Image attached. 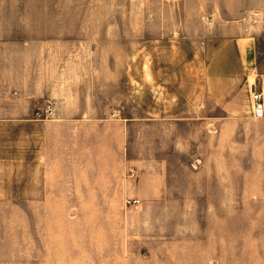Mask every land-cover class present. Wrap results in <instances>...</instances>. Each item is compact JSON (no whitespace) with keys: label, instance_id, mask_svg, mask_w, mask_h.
Segmentation results:
<instances>
[{"label":"crops","instance_id":"0c3cea01","mask_svg":"<svg viewBox=\"0 0 264 264\" xmlns=\"http://www.w3.org/2000/svg\"><path fill=\"white\" fill-rule=\"evenodd\" d=\"M213 1L186 15L178 0L183 14L150 17L142 37L167 34L173 54L210 56L207 94L194 84L176 118H129L95 106L104 98L87 87L88 57L137 55L136 17L115 16L105 0H0V264L18 247L17 217H33L34 238L35 217L109 215L120 200L191 215L214 184L226 209L264 201V115L253 99L255 89L264 101V0Z\"/></svg>","mask_w":264,"mask_h":264},{"label":"rangeland","instance_id":"374dc122","mask_svg":"<svg viewBox=\"0 0 264 264\" xmlns=\"http://www.w3.org/2000/svg\"><path fill=\"white\" fill-rule=\"evenodd\" d=\"M105 1L115 3L116 8L106 7L115 16L136 17L138 54L88 57L87 87L98 89L104 98L95 106L117 117L188 114L194 84L202 96L207 94L210 56L173 54L176 41L167 34L152 44L142 38L150 17L183 14L178 0ZM186 1V15H193V2L202 0ZM228 1L235 6L240 0ZM213 2L217 7L225 4ZM148 46L152 52L145 54ZM240 190L234 183L233 195L240 196ZM223 195V185H212L210 199L196 201L191 215L180 210L147 215L125 208L122 200L109 215L93 214L104 212L98 209H83L89 212L85 215H41L35 217L34 238L33 217H17L18 247L8 249L2 264H264V201L234 199L226 209Z\"/></svg>","mask_w":264,"mask_h":264},{"label":"built area","instance_id":"2783aa9c","mask_svg":"<svg viewBox=\"0 0 264 264\" xmlns=\"http://www.w3.org/2000/svg\"><path fill=\"white\" fill-rule=\"evenodd\" d=\"M253 99H254V114L256 116H263L264 115V101L262 97V93L258 90H253ZM51 104L47 105V111L51 112ZM40 114V111H37ZM137 202V200H134Z\"/></svg>","mask_w":264,"mask_h":264}]
</instances>
